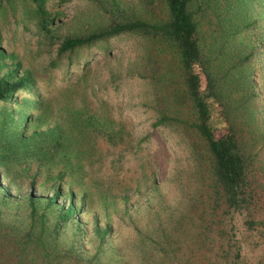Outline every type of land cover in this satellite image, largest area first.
<instances>
[{
	"label": "trees",
	"instance_id": "16d2710c",
	"mask_svg": "<svg viewBox=\"0 0 264 264\" xmlns=\"http://www.w3.org/2000/svg\"><path fill=\"white\" fill-rule=\"evenodd\" d=\"M221 1L225 2L162 0L161 17H112L96 30L64 34L44 67L48 72L78 69L83 80L93 48L108 55L110 38L120 34H133L145 42L137 73L153 90L151 127L173 125L187 132L189 172L196 176V189L186 203L185 198L166 207L164 216L151 211L143 230L125 208V197L121 211L137 233L128 246L153 244L167 260L171 238L180 227L193 245L217 241L216 254L204 264H238L242 247L235 223L238 215L244 229L264 235V221L255 216L259 205L249 178L250 167L261 162L264 151V36L259 43H249V34L253 26L262 24L264 29V18L236 24L228 4L222 12L217 10V28L207 34L217 41L209 44L210 37L201 34L200 20L206 9L219 8ZM242 3L236 7L242 8ZM44 10L43 0L30 7L49 32ZM156 50L166 52L168 60H158ZM5 76H0V262L11 257L13 264L129 263L108 211L103 210L101 219L88 207L86 193L71 187L73 158L78 165L86 144L99 137L115 143L122 133L113 129L114 121L103 106L88 109L81 102L72 109L71 88L51 92L50 73L36 78L32 70L24 69L19 76L12 70ZM42 88L51 94L44 97ZM35 114L38 119L46 116L45 126L27 132ZM17 178L27 181L28 187ZM201 191L206 209L200 210L194 204ZM106 198L105 207L116 208L117 199ZM158 203L165 206L161 200ZM82 214L90 218L81 220ZM194 225L199 237L188 228ZM213 230L216 236H209ZM256 240L257 236L249 241L256 245Z\"/></svg>",
	"mask_w": 264,
	"mask_h": 264
},
{
	"label": "rangeland",
	"instance_id": "374dc122",
	"mask_svg": "<svg viewBox=\"0 0 264 264\" xmlns=\"http://www.w3.org/2000/svg\"><path fill=\"white\" fill-rule=\"evenodd\" d=\"M241 1L242 8L236 7ZM35 4L36 0H1L0 76H5L10 70L19 76L24 69L32 70L36 78L50 73L51 92L60 87L71 88L69 97L72 109L77 108L81 102H85L88 109L99 110L100 106H103L102 111L114 121L113 129L120 135L122 133V139L115 143L106 142L99 137L95 142L86 144V150L80 154L78 165L73 158L75 182L71 187L86 193L88 207L97 211L101 219L103 210L108 211L112 228L122 240L120 243L125 258L129 261L127 264H204L216 254L217 241L206 240L204 246H199L195 241L193 245L185 238L186 229L183 227L178 228L174 238H171V246H168L171 258L168 260L163 258L161 250L153 244L128 246L129 240L133 241L137 233L133 229L134 224L129 223L122 214L123 197L125 208L133 212L136 227L143 230L152 218L151 211L156 209L164 216L166 207L185 198L186 203L189 193L196 189V176L189 172L190 149L187 132L173 125L151 127L155 114L150 106L154 100L153 90L148 80L137 73L145 46L142 38L133 34L112 37L109 40L108 55L98 48H93L88 56L89 64L83 80H79L78 75L81 72L78 69L69 73L63 71V67L49 72L44 70L47 59L53 55L62 35L96 30L112 17H161L162 0H43L45 10L42 18L49 32L45 31L39 25L37 17L32 15L30 7ZM228 4L233 8L231 12L236 18V24L247 20L260 22L264 18V0L221 1L219 8L215 5L213 9H206L205 13H208H204L200 20V31L201 34H206V38L210 37L207 35L210 30L217 28V10L222 12L223 7L229 8ZM232 14L230 15L233 16ZM261 26L262 24L253 26L254 31L249 34V43L261 41L260 36H264ZM221 36L222 33H219V37ZM215 39L216 37H210L206 41L214 44V41H217ZM243 40H247V37ZM166 54L156 50L155 57L166 61ZM42 90L40 94L44 97L51 94L47 93L46 88ZM45 117L38 119L36 114L32 115L27 132L43 129ZM212 122H215L214 118ZM260 156L261 162L250 167L249 178L259 205L255 216H260L264 221V151ZM14 168H17L16 164ZM66 177L70 178L69 173ZM19 180L25 188L28 187L27 181ZM10 190L11 194H15L14 189ZM200 193L202 196L196 195L194 206L197 208V205L200 210L206 209L203 203L205 192ZM79 194L77 192L76 195ZM106 196H114L117 199L114 205L116 208L110 204L105 207L104 203L109 201ZM160 200L165 206H159ZM196 217L199 218V215ZM80 218L85 220L90 218V215L82 214ZM195 223L199 225L197 219ZM235 223L242 239L238 264H264V235H256L255 232L244 229L239 215L235 218ZM90 226L88 223L87 231ZM212 226L210 224V228ZM188 228L192 235L197 234L199 237V228L196 225ZM216 233L213 230L209 236H216ZM256 236L258 243L252 245L249 240ZM85 247H88V243H85ZM12 261L9 257L0 264H13Z\"/></svg>",
	"mask_w": 264,
	"mask_h": 264
}]
</instances>
